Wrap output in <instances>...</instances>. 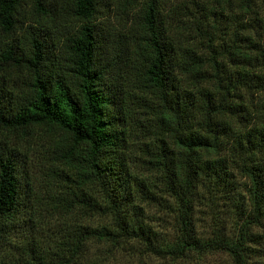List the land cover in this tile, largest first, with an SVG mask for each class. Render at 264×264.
I'll return each mask as SVG.
<instances>
[{
    "label": "trees",
    "instance_id": "trees-1",
    "mask_svg": "<svg viewBox=\"0 0 264 264\" xmlns=\"http://www.w3.org/2000/svg\"><path fill=\"white\" fill-rule=\"evenodd\" d=\"M261 93L264 0H0V264H101L89 244L124 240L255 264ZM166 197L179 234L162 246L142 217ZM215 198L243 216L235 237L197 233ZM76 209L110 221L45 232Z\"/></svg>",
    "mask_w": 264,
    "mask_h": 264
},
{
    "label": "rangeland",
    "instance_id": "rangeland-1",
    "mask_svg": "<svg viewBox=\"0 0 264 264\" xmlns=\"http://www.w3.org/2000/svg\"><path fill=\"white\" fill-rule=\"evenodd\" d=\"M254 101L259 103V105L263 103V94H257L254 97ZM38 153V148L31 151L35 163L39 160ZM237 180L240 184L237 190L245 196V180L240 178V176H237ZM166 200L168 205L146 204L142 217L144 224L155 233L154 242L162 246L164 244H173L179 234L175 216L176 203L173 198L166 197ZM242 217L241 213L233 208V205L228 204L221 198L204 200L196 208L195 212L197 233L205 238L221 232L228 237H235L239 225L242 223ZM59 218L47 219L48 224L46 229H44L45 232L53 231L55 234L59 233L67 224H72V226L76 224L94 226L99 223H109L110 221L108 217L94 216L87 218L77 209L63 218ZM251 233L255 235V242H252L251 245L264 252V220L259 225L253 226ZM85 255L87 261L101 264H233L231 257L224 252H206L201 254L191 252L181 258L159 257L146 252L144 245L136 240H124L115 245L108 242L94 241L89 244ZM253 260L255 264L264 263V258L260 256L255 257Z\"/></svg>",
    "mask_w": 264,
    "mask_h": 264
}]
</instances>
